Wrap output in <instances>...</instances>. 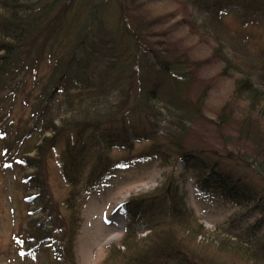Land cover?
<instances>
[{
  "label": "trees",
  "instance_id": "obj_1",
  "mask_svg": "<svg viewBox=\"0 0 264 264\" xmlns=\"http://www.w3.org/2000/svg\"><path fill=\"white\" fill-rule=\"evenodd\" d=\"M112 1L108 20L100 13L110 0H0V124L11 113L10 101L27 85L30 76L38 89L31 105L32 126L4 132L3 157L21 151L24 156L16 158L18 161L42 170L62 139L63 176L72 192L77 188L70 206L66 200V209H74L68 217L47 205L44 211L48 224L35 221V230L29 237L19 239L24 245L33 240L37 241L35 246L44 245L51 264H76L72 253L79 223L75 211L80 198L78 189L82 185L95 187L111 169L125 167L111 160L108 153L112 149L131 153L137 142L146 141L149 146L142 155L157 157L163 167L172 169L150 196L124 203L132 220L143 219L145 205H152L147 216L150 224L145 226L151 234L140 238L134 230L122 240L125 252L120 254L129 260L125 264H237L240 259L235 253L223 260L212 257L210 261L202 253L207 252L203 248L199 253L204 257L197 256L195 262L188 252L179 250H183L181 240L191 250L196 239L205 234L180 196V188L189 184L195 174V184L213 186L222 199L251 209L260 207L262 224L264 134L253 121L243 118L240 135L254 147L252 155L233 158L243 166V173L228 162L212 160L207 150L193 147L187 133L200 114L203 100L195 99L189 91L195 73L188 67V59L173 52L170 56L163 43L157 42L158 48L146 43L147 32L127 14L125 0ZM193 1L221 25L222 17L230 11H245L254 17L264 13V0ZM237 50L240 51L238 47ZM257 58L264 63V50ZM44 61L51 66L47 72L40 68ZM235 83L233 98L247 102L250 112L259 111L257 105L264 106V92L249 76ZM6 100H10L8 108L4 107ZM231 105L228 101L219 116L224 124L232 117ZM33 151L32 156L28 155ZM180 164L183 169L177 172ZM34 177L40 180L38 175ZM254 180H259L261 186ZM136 206L141 208L138 214ZM227 236L234 239L233 249L238 251L243 250V245H252L253 248L246 246L250 250L247 257L255 264H264L263 240L245 237L244 233ZM169 238L173 241H167Z\"/></svg>",
  "mask_w": 264,
  "mask_h": 264
},
{
  "label": "rangeland",
  "instance_id": "obj_2",
  "mask_svg": "<svg viewBox=\"0 0 264 264\" xmlns=\"http://www.w3.org/2000/svg\"><path fill=\"white\" fill-rule=\"evenodd\" d=\"M125 3L126 12L133 22L140 23L146 30V43L155 44L157 48V42L167 45L170 56L173 52L187 58L188 67L195 73L189 91L195 99L202 97L203 101L199 116L189 126L188 142L193 147L207 150L212 160L228 162L235 171L243 173V166L233 158L242 154L250 156L254 151V147L240 135L243 118L253 121L260 134H264V106L257 105L259 111L250 112L247 102L233 98V91L236 80L249 76L253 84L264 92V63L257 58L258 53L264 50V13L254 17L245 11H230L222 17L221 25L193 0H125ZM112 6L113 1L110 0L100 16L104 15L109 20L107 13L110 14ZM225 55L228 57L225 58ZM40 68L47 72L51 66L44 61ZM33 83L35 79L30 76L15 100L5 101V108L9 107V101L13 102V106L10 115L0 124L3 129L0 131V264H51V256L44 245L35 246L37 241L33 240L23 246L17 237L21 240L23 236L28 238L35 230V221H46L48 224L44 211L47 205L55 206L62 217H68L74 211L73 208L66 209V200L70 206L77 188L72 192L63 176L64 140L60 139L52 149L42 170L28 167L23 161H15L24 156L21 151L3 157L5 142L1 140L6 137H2L4 132L26 130L32 126L31 105L38 92ZM228 101L232 102V117L229 123L224 124L219 116ZM55 110L59 113L58 105H55ZM148 146L149 142H137L131 153L112 149L108 153L111 160L124 163L125 167H114L108 177L95 187L82 185L78 189L80 198L75 211L79 215V223L72 253L76 264H125L129 261L120 252H125L122 240L130 231L115 227L114 208L132 198L150 196V192L162 185L172 169L171 166L163 167V161L157 157L143 156ZM33 154L34 151L28 153L30 156ZM182 169L180 164L177 172ZM195 180L197 178L192 174L189 184L181 186L180 196L202 225L199 229L205 233L201 238L205 242L196 239L191 250L184 246L182 240L179 245L195 262L197 256L204 257L200 255L204 248L207 252L202 253L208 255L210 261L214 259L212 257L224 259L235 253L239 257L236 259H240L237 264H255L247 257L250 251L247 245H243L240 251L233 249L234 239L227 235L241 232L245 237L264 241L260 207L251 209L247 205L226 201L213 186L205 182L195 184ZM254 183L261 186L259 180H254ZM34 194L37 198L29 200L28 197ZM130 208L135 211L134 205L131 204ZM136 208L138 214L141 208ZM151 208L152 205L146 204L141 214L144 218L137 227L142 232H139L140 238L150 233L144 228L150 224L147 216ZM59 234L57 236L62 238L63 235ZM31 247L34 250L27 251ZM220 252L224 255L220 256Z\"/></svg>",
  "mask_w": 264,
  "mask_h": 264
},
{
  "label": "bare ground",
  "instance_id": "obj_3",
  "mask_svg": "<svg viewBox=\"0 0 264 264\" xmlns=\"http://www.w3.org/2000/svg\"><path fill=\"white\" fill-rule=\"evenodd\" d=\"M149 232H151V230H149ZM149 234H151V233H149ZM149 234H147V235H149ZM167 241H171L170 238H169ZM172 241H173V240H172ZM172 241H171V242H172ZM165 243H168V242H165ZM244 244H245V243H244ZM247 245H249V244H247ZM179 250H180L181 252H184V250H182V249H179Z\"/></svg>",
  "mask_w": 264,
  "mask_h": 264
}]
</instances>
